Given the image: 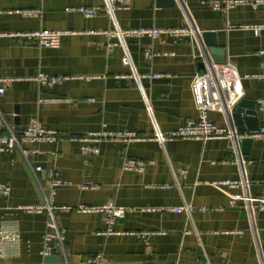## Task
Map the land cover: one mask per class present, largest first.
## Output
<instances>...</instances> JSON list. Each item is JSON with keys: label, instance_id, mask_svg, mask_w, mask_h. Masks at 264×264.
Masks as SVG:
<instances>
[{"label": "crops", "instance_id": "obj_1", "mask_svg": "<svg viewBox=\"0 0 264 264\" xmlns=\"http://www.w3.org/2000/svg\"><path fill=\"white\" fill-rule=\"evenodd\" d=\"M183 1L198 30L215 33L224 51L222 62L237 76L236 103L253 101L259 130L264 129V105L257 104L264 99V77L252 76L264 70V28L255 34L239 27L264 23V4L252 8L244 2L221 12L210 7L212 0ZM124 2L126 7L114 9L123 29L186 25L175 1ZM79 5L96 7L95 15L85 17L69 10ZM23 8H38L40 15L26 17L16 12ZM110 27L102 0H0V86L4 87L0 131L20 132L39 121L59 133L53 142L21 143L29 151L27 157L19 148L0 151V182L11 187L9 195L0 196V229L19 235L16 248L0 256V264H92L90 259L98 253L103 255L100 264L264 263V210L255 211L250 221L241 202L229 206L225 187L213 183L240 176L232 162L229 139L179 137L160 145L142 138L152 127L138 83L121 61V48L108 47L106 35L98 32ZM39 29L64 31L59 46H39L33 39L16 35ZM174 40L169 35L127 39L139 83L163 131L198 115L193 80L200 72V51L208 48L194 35ZM144 47L153 52L150 58L144 56ZM39 72L62 79L42 85L34 78ZM152 73L159 76H147ZM208 117L219 126L226 123L221 112L209 111ZM104 129L129 131L140 138H104L97 144V154H83L76 138ZM242 152L253 161L242 168L247 192L264 198V139L253 138ZM126 157L152 162L137 173L121 168ZM35 165L41 167L37 173ZM52 169L61 183L50 199ZM86 183L93 187H82ZM229 192L239 194L242 189ZM47 198L56 207L53 214L62 236L61 243L56 238L47 243L50 254L60 256L56 261L44 260L41 253L43 236L50 230L48 210L30 213L19 208L47 204ZM108 200L125 209L115 219L117 233H106L101 213L78 210L80 205L99 206ZM185 202L193 207L190 215L153 210ZM62 205L71 209L60 210ZM147 230L165 233L147 239L134 234Z\"/></svg>", "mask_w": 264, "mask_h": 264}, {"label": "built area", "instance_id": "obj_2", "mask_svg": "<svg viewBox=\"0 0 264 264\" xmlns=\"http://www.w3.org/2000/svg\"><path fill=\"white\" fill-rule=\"evenodd\" d=\"M179 5L183 16L186 20V25L179 28H167V27H138L123 29L121 28L114 16V9L120 7H126L124 0H102V6L110 17L111 27L98 31L106 35L108 41L107 46H119L122 50L121 61L124 65L130 68V76L136 79L142 101L145 105V110L152 127V132L142 138L148 137L149 139L157 141L160 145L168 140L176 139L179 137H189L192 139H200L206 141L212 138H225L229 139L231 149L234 152L235 163L240 171V176L237 179H224L221 181L213 182L216 185H223L225 187L224 191L228 195V205L235 206L237 201L241 202L242 207L246 210L248 218L250 221L253 219L255 211L264 210V198L260 196H253L247 192L248 180L243 174L244 163H252L251 159H245L241 152L240 140L245 137L243 134L239 133L232 122L231 110L236 104L237 93V76L236 73L229 67L228 64L224 62H217L213 60V57L209 54L208 50L205 48L200 51L199 58L204 65V70L202 72L196 73L193 80V91L194 98L198 106V115L193 118L185 119L178 127L173 130L163 131L159 129L156 119L154 117L153 110L146 98V95L139 83V75L136 73L133 60L130 51L127 46V39L129 37H149L155 39L161 35H169L175 38L174 42H177L182 36L194 35L199 37L200 31L195 26L193 18L186 8L183 0H175ZM248 2L252 8H257L260 4H264V0H212L209 3L213 10L227 12L234 6ZM69 10L76 11L85 17H92L95 15L96 7L79 5L70 7ZM17 13L26 17H37L40 15V9L38 8H23L17 9ZM229 28L237 27L236 25H228ZM239 27L252 29L255 34L262 28H264V23L252 24V25H239ZM62 30H46L39 29L24 33H17L16 35L25 37L27 39H33L37 45L56 48L59 46L60 37L63 35ZM264 52V51H261ZM143 54L145 57L150 58L153 52L148 48H143ZM149 77H157L158 73H152L147 75ZM252 76L264 77V70L260 73L253 74ZM35 80L42 84H55L62 77H57L50 75L48 73L39 72L35 77ZM85 78L90 79L91 76H86ZM4 92V87L0 86V94ZM257 104L260 108H263L264 99L258 100ZM209 111H218L225 115L226 123L224 126L217 125L213 120L209 119ZM2 121V115L0 114V122ZM252 138L264 139V129H260L255 133L249 134ZM119 137L123 139H129L132 137H138L133 132H122V131H111V130H100L94 131L87 134L80 135L76 138L79 142V149L83 154L95 155L99 152L97 144L104 138ZM59 138L58 131L54 129H47L41 125L39 121H33L28 124L20 132L14 130L0 131V151L10 152L14 148H19L21 153L27 157L29 151L21 146L23 142L31 141H49L53 142ZM152 161H146L143 159L126 157L121 163V168L123 170L135 171L137 173H142L145 169L147 163ZM41 170L40 165H35L33 167L34 173ZM182 174L185 171H181ZM51 176V182L49 185V198L51 199L56 191V187L61 183L60 178L57 173L52 169L49 171ZM82 187H93L90 183L84 184ZM240 187L242 192L239 194L229 192L231 189ZM11 192V187L6 183L0 182V196H7ZM49 198L46 199L47 204L41 205H22L19 208L30 213H41L44 210H48L50 218L47 221V226L49 231L43 236V243H45L42 249V255H49L51 253V247L47 244L52 239H57L60 243L62 241V236L57 229L56 221L54 218L55 206L48 204ZM192 205L189 202H185L183 205L175 207H157L153 210L157 211H172L180 212L185 211L190 215L192 210ZM60 210L68 211L71 207L62 205L59 207ZM206 207H201V210H206ZM79 211L82 212H98L103 215V220L107 226L106 233H117L113 229L115 219L123 216L125 209L114 204L112 200H108L99 206H85L80 205L78 207ZM161 230H147V231H137L136 234L141 239H147L150 235L164 234ZM19 241V235L16 231L10 229H0V256H5L9 254L10 250L16 248ZM103 260V255L101 253L96 254L90 259L92 264H100ZM261 264H264L263 262Z\"/></svg>", "mask_w": 264, "mask_h": 264}, {"label": "water", "instance_id": "obj_3", "mask_svg": "<svg viewBox=\"0 0 264 264\" xmlns=\"http://www.w3.org/2000/svg\"><path fill=\"white\" fill-rule=\"evenodd\" d=\"M157 1L159 3L162 2L166 4H172V2L174 3L175 0ZM199 39H201L204 44L208 47L207 50L209 54L213 57L214 61L222 62L224 60L223 48L218 46L214 32L202 31V33L200 32ZM199 70L200 72L204 70V65L202 62L199 66ZM231 119L239 133L243 134L247 132V134L249 135L259 130V125L257 123V112L255 110V105L253 101L242 100L236 103L231 110ZM15 123H18L17 117ZM252 141L253 138L250 136L241 138L240 147L242 146V150H248ZM59 259L60 256L56 254H49L44 256V260L46 261H56Z\"/></svg>", "mask_w": 264, "mask_h": 264}]
</instances>
